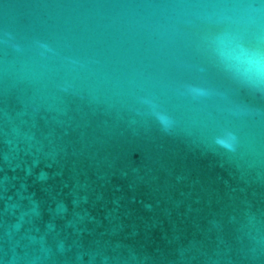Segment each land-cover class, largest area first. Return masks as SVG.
Returning <instances> with one entry per match:
<instances>
[{"label":"water","instance_id":"obj_1","mask_svg":"<svg viewBox=\"0 0 264 264\" xmlns=\"http://www.w3.org/2000/svg\"><path fill=\"white\" fill-rule=\"evenodd\" d=\"M0 264H264V0H0Z\"/></svg>","mask_w":264,"mask_h":264}]
</instances>
